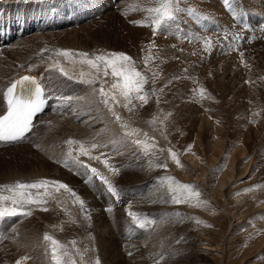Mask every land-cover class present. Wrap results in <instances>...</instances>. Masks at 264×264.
<instances>
[{
	"label": "rangeland",
	"instance_id": "obj_1",
	"mask_svg": "<svg viewBox=\"0 0 264 264\" xmlns=\"http://www.w3.org/2000/svg\"><path fill=\"white\" fill-rule=\"evenodd\" d=\"M256 1L264 0H229L231 7L225 6L244 7L250 15L256 11L263 13L264 8ZM12 2L21 4L19 0ZM53 2L50 0L52 5L47 4V10H43L44 17L55 14L59 28L27 33L6 47L11 49L7 55L32 51L31 55L40 59L51 56L62 62V56L57 55L59 49L86 52L89 58L122 52L131 56L136 68L148 77L144 86L148 102L143 104L134 98L125 108L122 100L121 117L127 127L119 131L114 117L105 113L106 105L98 92L113 78L108 76L106 84H100L99 81H105L101 74L103 81L89 84L57 74L65 87H80V93L70 88L72 94L66 95L63 84H53L58 92L51 88V97L60 112L55 109L43 117L35 136L26 143L0 150V186L43 179L61 181L85 201V207L81 209L68 192H55L50 186L49 195L43 197L46 204L24 205V211L31 215L0 220V264H55L51 242L45 241V234L64 246V264H71L72 260L76 264H95L97 258L100 264H264V36L259 33L264 22L255 23L252 34L249 30L243 35V29L215 27V23L220 24L215 14L210 19L209 10L204 11L203 4L212 2L213 12L217 13L223 9L224 0H180L179 8L183 11L177 19L154 33L152 17L146 9L157 7V0H95L90 9L74 4L71 8L59 7L64 11L55 9ZM32 6V2L28 3L27 11ZM13 8L11 5V17L21 18ZM63 21L68 26H63ZM39 25L43 27L42 23ZM142 27L145 32H140L137 44L135 32ZM226 28L237 30V36ZM46 33L52 38H43L40 46L28 45L34 39L31 35ZM149 55L154 59L145 66L144 58ZM81 59L76 55L72 61ZM51 77L54 74L49 71L48 79ZM201 88L206 90L203 99L199 95ZM83 96L89 101L82 103ZM76 129L94 137L98 147L91 149L90 154L100 156L101 160L81 156L75 145L71 146L75 148H71L72 157L78 156L84 165L106 175L119 192L118 200L98 178L86 182L87 168L67 161V141ZM133 129L136 134L129 135L128 130ZM136 140L150 146L148 154ZM189 146L191 151L187 153ZM168 149L177 153L182 167L170 158ZM59 158H64L62 164L55 162ZM104 159L120 169L119 174L112 175L101 162ZM162 164L167 167H161ZM225 175L228 180L221 178ZM168 177L193 185L202 194L198 200L207 203L197 206L196 198L174 203ZM29 191L35 195L38 190ZM0 194L10 195L5 188H0ZM66 204L70 206L67 209ZM44 207L48 211H42ZM129 210L139 214L143 227L128 216ZM197 244L206 248L208 257L193 250Z\"/></svg>",
	"mask_w": 264,
	"mask_h": 264
},
{
	"label": "snow or ice",
	"instance_id": "obj_2",
	"mask_svg": "<svg viewBox=\"0 0 264 264\" xmlns=\"http://www.w3.org/2000/svg\"><path fill=\"white\" fill-rule=\"evenodd\" d=\"M157 3V7L146 9V11L149 12L150 16L152 17L151 26L154 33L159 32L161 28L167 26L169 22L175 21L177 19L178 13L183 11V9L179 8L180 0H157ZM225 3L229 4V0H225ZM229 7H231L230 4ZM190 12L193 15L196 14L195 10H190ZM203 19H208V17H203ZM133 23L137 22L134 21ZM141 26L145 25L141 24ZM151 47L152 46L150 45L149 50H151ZM57 55L73 61L76 55L80 56L82 58L80 62L89 65L95 70L96 73L92 79L87 81L89 84L95 83L96 80L100 79L101 74L105 78V82L108 76L113 77L114 82L111 84L109 89L106 90L103 86L98 89L99 95L103 98L102 103L105 105L110 106V102L114 104L120 103V100L117 98V96L122 97L125 101L123 105L124 107L131 105L134 98L141 101L143 104L148 102V95L146 92H144V86L148 83V77L142 71L136 68L135 61L131 56H128L122 52H112L108 54L96 55L94 58H89V54L86 52L74 53L71 50H59ZM240 56L243 57L242 52L240 53ZM152 59H154V57L151 55L145 57L143 61L145 66H147L149 61ZM56 67L62 74L67 75V72L64 71V68L59 65V63L56 64ZM245 67H248V65L245 64ZM153 75L155 76V74ZM21 82L35 83V80L33 77L25 76L22 78ZM9 91H11V89ZM40 91L41 90L37 86V96ZM205 92L206 90L203 88L199 90L201 99L205 98ZM40 103L41 102L39 99L9 101L7 114L0 116V141H17L22 139L25 134L31 130L33 116L41 110ZM110 110L113 111V115H115L116 119L119 120L120 116L115 113L111 106ZM129 110L131 111V109ZM124 127H127V125H124ZM128 134L134 135L136 133L133 131ZM67 143L70 148L68 155L75 163L80 164L81 166L88 169L89 175L86 182L92 183L93 178H98L100 183L106 187L108 193L116 197L118 200L119 192L112 181L97 168L91 167L90 165H84L78 156L72 157L71 146L73 144H79L78 151L80 155L87 156L89 159H95L99 161L101 160V157L92 156L90 154V150L86 148L82 142L69 139ZM135 143L142 144L145 154H148V149L150 146L147 143L140 140H136ZM97 147L98 145L96 144L91 145L92 149ZM161 151L163 150L161 149ZM185 151L190 152L191 146H189V148ZM168 153L170 158L176 163L177 166H183L175 151L168 149ZM101 162L113 175L119 174L120 169L112 167L107 159H104ZM160 166L166 168L167 164H162ZM167 179L171 182L169 184V190L173 193L172 200L174 203H186L194 198L197 199V206H199L200 203H207V201L198 200L201 193L199 191H195L193 185L178 183L175 181L174 177H168ZM50 186L54 188L55 192H60L61 190L68 192L72 197H74V202L79 203L81 209H84L85 201L79 195H77V193L72 190L69 185L61 181H49L43 179L33 183L17 182L14 186H0V188H5L10 193V195L7 196L0 194V220L4 219L5 217L17 215H31L30 211H24V205L46 204L47 200L43 199V197L49 195L48 188ZM30 189H36L38 191L35 195H33V193L29 191ZM41 189L44 191L40 192L39 190ZM249 190L251 191L252 189ZM6 202H10V204L6 205ZM41 210L48 211L46 207L42 208ZM128 216L131 217L132 220L139 226H144V221L141 219L139 214L129 210ZM85 218L90 219V216L86 215ZM44 239L45 241L51 242V256L55 264H64L63 256L67 255L66 252L61 253V249L64 246L61 245L58 240L54 239L48 234H45ZM72 243L75 244V241ZM23 259L26 260L28 257H24ZM17 264H22V262L17 261ZM71 264H76L75 260H72ZM95 264H100L98 258Z\"/></svg>",
	"mask_w": 264,
	"mask_h": 264
},
{
	"label": "bare ground",
	"instance_id": "obj_3",
	"mask_svg": "<svg viewBox=\"0 0 264 264\" xmlns=\"http://www.w3.org/2000/svg\"><path fill=\"white\" fill-rule=\"evenodd\" d=\"M11 1V2H10ZM17 1V0H16ZM19 1H21L20 3V5L19 4H16V3H13L12 2V0H0V20L1 21H4L5 20V22H7V21H9V22H11L10 24H9V27L8 26H5V29H6V31L7 32H11L10 33V36H8V38L7 37H5V38H2V41L4 42V43H2V44H0V47H2V46H4V48L3 49H0V86H4L3 87V89H2V93H1V98H0V109L2 110V111H0V116L4 113V107H3V104H1L2 103V99H3V91H4V89L9 85V84H11L15 79H17L19 76H21V75H24V74H31V75H34V76H41V77H43V75H45V74H49V71H51V72H53V74H54V78H49L48 79V82H50V83H47L48 84V87H49V89L50 90H55V91H57V87L55 88V86L53 85V84H58V82L60 83V84H63V87L65 88V93H66V95H67V93H71L72 92V89H74V90H76L78 93H80V90H81V88L79 87V88H76V87H74V88H72V86L71 87H65L64 86V83H63V81H59L58 79H57V74L58 73H60V74H62L60 71H59V69L56 67V64L57 63H59V65H61L63 68H64V71L65 72H67V76H69V77H71V78H77V79H81L82 81H86V83H88L87 81L89 80V79H92L93 77H94V75H93V72H95V70L94 69H92L89 65H87V64H84V63H81L80 61H76V62H73L72 60H69V59H67V58H63L62 57V60H64V61H62V62H60V61H58V60H55L53 57H47V56H45V57H43V56H41V57H43L42 59H40L39 57H35V55L34 56H32L31 54H32V51L31 52H25V53H22V54H20V53H14V55L12 54V55H7V53H11V49H9V50H7V46L8 45H10V44H12V43H14L15 41H17V40H19V39H22V38H24L25 36H26V34L27 33H29V32H43V31H45V30H49V29H54V28H56L57 27V22L56 21H54V23H55V25H56V27H52V26H50L51 25V19L50 18H45L44 16V11L43 10H47V4H50V6L52 5L51 3H50V0H28V2L27 3H24V2H22V1H25V0H19ZM54 2H53V5H54V8L56 9V8H59V7H63V8H69L72 4H74V6L75 7H77V6H82L83 8H85V9H90V8H92V3L95 1V0H53ZM260 1V0H259ZM32 2V7H30V8H28V11H27V5H28V3H31ZM98 2H100V0H98ZM198 2V1H197ZM207 2H208V0H207ZM224 2H225V0H224ZM241 3V2H240ZM243 3L244 2H242V5H243ZM256 3L258 4V5H260V7L262 6L263 8H264V1H261V2H257L256 1ZM146 4V3H145ZM198 4V3H197ZM11 5H13V9H14V11H16L18 14H20L22 17L21 18H14V17H11ZM199 5H200V3H199ZM198 5V6H199ZM202 5V4H201ZM204 5V11H206V10H209V12H208V16L209 17H211L210 19H212V15L213 14H215V19H216V21L219 23L220 22V24H217V23H215V19L214 20H212V21H214V23H215V27H227V28H230V29H232L233 30V28H238V29H243L244 30V32H243V35H244V33L246 34V33H249V31H246L243 27H241V26H239V25H236L233 21H232V19H231V17H230V14L229 13H227L226 12V10L224 9L225 8V6H224V4L222 5L223 6V9H220L221 10V14H219V11L217 12V13H215V12H213V10H215L214 9V6H213V3L212 2H210L209 4H203ZM229 5V4H228ZM239 5H241V4H238V6ZM196 6V5H195ZM221 6V5H220ZM221 6V7H222ZM202 7V6H201ZM200 7V8H201ZM240 7V6H239ZM241 7H243V6H241ZM247 7H249V8H252L251 6H249V5H247ZM71 8V7H70ZM235 8H237V6L235 7ZM244 8V7H243ZM54 9V10H55ZM202 9V8H201ZM217 9V8H216ZM247 9V8H246ZM256 9L257 8H254V11H256ZM59 10H61V11H64L63 9H61V8H59ZM203 10V9H202ZM249 10V9H248ZM71 12H72V10H70ZM53 12V10L51 11V13ZM58 13H59V11H57ZM252 12V11H251ZM50 13V14H51ZM258 13H260V14H258ZM258 13H257V11H256V13H254L253 12V14H251L250 15V17H251V19H250V22H251V25L253 26V28H254V21H257V20H259L260 19V23H262V22H264V19H262L261 20V18H264V12L263 13H261V12H259L258 11ZM49 14V15H50ZM60 14V13H59ZM242 14H244V11L242 10ZM26 15H29L30 16V18L28 19V18H26L25 16ZM46 16H48V15H46ZM51 16H53V19L54 20H56L55 19V14H53L52 13V15ZM90 16H91V14H90ZM233 16V15H232ZM19 17V16H18ZM64 17V16H63ZM62 17V18H63ZM66 17V16H65ZM67 18V17H66ZM42 20V21H41ZM77 21H78V15H77ZM66 22L67 21H63L62 22V25L64 26V25H66ZM258 22V23H259ZM29 23H31V24H29ZM39 23H42L43 24V27H41L40 25H39ZM259 23V24H260ZM143 24V23H142ZM2 26V25H1ZM0 26V27H1ZM262 26V25H261ZM32 27H34V29L32 28ZM58 28V27H57ZM143 28V27H142ZM226 28V29H227ZM260 28V27H259ZM100 30H102V29H100ZM138 30V29H137ZM232 30H229V29H227L226 31H229V33H230V31L231 32H233V33H235V35L237 36V30L234 32V31H232ZM254 30H255V28H254ZM259 30V29H258ZM46 32H49V31H46ZM129 32V31H128ZM138 32V33H137ZM137 32H135V38H134V40H135V42L137 41V44H139V40H140V37H138V35L140 34V32H145V28H143L142 30H138ZM76 34H77V32H75ZM226 33H228V32H226ZM233 33H231V34H233ZM240 33V32H239ZM238 33V34H239ZM255 33V32H254ZM259 33H260V35L262 36H264V28H262L261 30H259ZM132 34V33H131ZM130 34V35H131ZM251 34H252V31H251ZM250 34V35H251ZM256 34V33H255ZM247 35H249V34H247ZM47 36H50V34H48V33H46V34H42V35H31V37L32 38H34L33 39V41L31 42V43H29L28 45H35V44H38L39 46L42 44V39L43 38H45V37H47ZM132 36V35H131ZM130 36V37H131ZM232 35H230V37H231ZM252 36V35H251ZM253 36H255V35H253ZM258 36H259V34H258ZM51 37V36H50ZM75 38H77L78 36L77 35H75L74 36ZM234 37V36H233ZM241 37V36H240ZM248 36H246V38H247ZM257 37V36H256ZM52 38V37H51ZM62 38V37H61ZM64 38V37H63ZM62 38V39H63ZM239 38V37H238ZM262 38V37H261ZM50 39V38H49ZM130 39H132V38H130ZM224 39V38H223ZM263 39V38H262ZM64 40H65V38H64ZM220 40H222L221 38H220ZM226 40V39H225ZM228 40H230V42H231V38H229ZM228 40H227V42H228ZM29 41H31V39L29 40ZM234 40H232V44L234 43V42H236V41H234ZM263 41V40H262ZM222 42V41H221ZM225 42V41H224ZM223 42V43H224ZM226 42V43H227ZM230 42H229V45H231L230 44ZM56 43V42H55ZM238 43V42H237ZM236 43V44H237ZM242 43V42H241ZM235 44V43H234ZM229 45H227V46H229ZM243 45V44H242ZM43 46V45H42ZM236 46V45H235ZM232 47H234V46H232ZM6 48V50L7 51H3L4 49ZM39 48V47H38ZM42 48V47H41ZM54 48H56V47H54ZM54 48H52V50L54 49ZM104 48H107V45L106 46H104ZM137 48H138V45H137ZM12 49H14V48H12ZM45 50H46V48H44ZM59 49V48H58ZM108 49H111V48H108ZM24 50V49H23ZM33 50V49H32ZM39 50V49H38ZM60 50V49H59ZM115 51H123L122 49H114ZM15 51H17V50H15ZM19 51V50H18ZM42 51V50H41ZM48 51H50V49L48 50ZM54 51V50H53ZM52 52V51H51ZM13 53V52H12ZM76 53V52H75ZM78 53V52H77ZM102 54H107V53H102ZM102 54H100V55H102ZM32 56V57H30V59H28V57L29 56ZM54 55V54H53ZM55 55H56V53H55ZM2 56V57H1ZM55 57V56H54ZM33 58H35V59H33ZM56 58H60V57H56ZM32 59H33V61H32ZM33 73V74H32ZM82 73H83V75H82ZM96 74V73H95ZM59 76V75H58ZM102 77V76H101ZM111 77V76H110ZM59 78V77H58ZM111 78H113V77H111ZM107 79V81H108V78H106ZM100 80H102V79H100ZM103 80H105V78H103ZM102 80V81H103ZM110 80H112V79H110ZM98 81H99V79H98ZM113 82H114V80H112ZM112 81H109V82H111L112 83ZM100 82V84L101 83H103V84H106V83H104L105 81H103V82H101V81H99ZM98 82V83H99ZM109 82H108V84H109ZM85 83V82H84ZM111 83H110V85H111ZM52 84V85H51ZM97 84V83H96ZM100 84H99V86H100ZM102 84V85H103ZM107 84V86L109 87L110 85H108ZM51 85V86H50ZM98 85V84H97ZM91 86V85H90ZM98 86V87H99ZM103 86H105V85H103ZM107 86H105V87H107ZM106 88V89H109V88ZM52 88V89H51ZM70 88H72L71 89V91H70ZM97 92V91H96ZM60 93H63L62 91L60 92ZM95 93V92H94ZM72 94V93H71ZM89 94H90V92H89ZM95 96V95H94ZM117 98L120 100V103H118V104H114V103H112V102H110V106H111V108H113L114 109V111H115V113L117 114V115H119L120 116V119L119 120H117L116 119V116L115 115H113V111L112 110H110V106L109 105H106V107H104V108H106V112L105 113H107V114H110L111 116H113L114 117V119H115V121H116V123H117V129L120 131V130H124V125H123V119H122V113H121V105L123 104L124 105V103H122L121 104V102H122V97H119V96H117ZM78 99H79V97H78ZM80 99H82L81 100V102L83 103L84 102V100L85 101H89V99L87 98V97H85L84 98V96L82 97V98H80ZM102 99V98H101ZM101 99H100V101H101ZM53 106V103H52V105H51V107ZM126 108V107H125ZM51 109V108H50ZM65 110V109H64ZM129 110V109H128ZM100 111V110H99ZM105 111V110H104ZM123 112V111H122ZM47 113V112H46ZM45 113V114H46ZM101 113V112H100ZM104 113V114H105ZM126 113V112H125ZM44 114V115H45ZM104 114H102V115H104ZM107 114H105V116L107 115ZM102 115H100V118L102 117ZM104 116V117H105ZM109 116V115H108ZM111 116H109L110 117V119L109 118H106L107 119V121H108V119L109 120H111L112 118H111ZM122 116V117H121ZM44 117V116H43ZM42 117V118H43ZM45 118V117H44ZM99 118V117H98ZM57 120V119H56ZM104 120V119H103ZM114 121V120H113ZM113 121H110L111 123L113 122ZM114 121V122H115ZM97 124V123H96ZM103 125V124H102ZM76 127H77V125H75ZM81 125H79V127H80ZM71 127V126H70ZM78 127V128H79ZM84 127V126H83ZM73 128H74V126H73ZM72 128V129H73ZM81 129V128H80ZM80 129H78V131H77V129H76V131L74 130V133L72 134V138H71V140H75V141H79V142H82L84 145H85V147L86 148H88L89 150H91L92 148H91V145L92 144H96L97 142L94 140V137L93 136H88L87 134H82V133H79L81 130ZM129 129H130V127H129ZM80 130V131H79ZM91 130H93V129H91ZM126 130H127V128H126ZM129 131V133H130V131H132V130H128ZM128 131H126V132H128ZM133 131H135L134 129H133ZM73 132V131H72ZM82 132V131H81ZM92 132V131H91ZM30 137L28 136V137H26L25 138V140L27 139H29ZM27 142V141H26ZM25 142V143H26ZM19 143H21V142H19ZM24 144V143H23ZM14 145H20V144H18V143H15V144H12V145H8V144H3V143H0V150H5L6 148H11V147H13ZM22 145V144H21ZM20 145V146H21ZM73 145H75L76 146V150H77V152H79L78 151V149H79V144H73ZM24 146V145H23ZM22 146V147H23ZM17 147V146H16ZM22 147H20V148H22ZM13 148H15V147H13ZM13 148H12V150H13ZM19 148V147H18ZM71 148H74V147H71ZM75 149V148H74ZM74 149H72V152L74 151ZM8 150V149H7ZM41 150V149H40ZM14 152V151H13ZM188 153V152H187ZM42 154V153H41ZM186 155V154H185ZM191 155V154H190ZM44 156V155H43ZM195 156H197V155H195ZM185 158V157H184ZM198 158V157H197ZM184 160V159H183ZM188 160V159H187ZM218 161V160H217ZM196 162V161H195ZM205 163V162H204ZM212 164V163H211ZM129 166V165H128ZM215 166V165H214ZM232 166V165H231ZM210 167V166H209ZM218 167V166H217ZM205 168V167H204ZM232 168V167H231ZM209 169V168H208ZM210 170V169H209ZM194 171V170H193ZM198 171V170H197ZM214 171V170H213ZM235 171V170H234ZM186 172V171H185ZM200 172V171H199ZM212 172V171H211ZM192 173V172H191ZM190 173V174H191ZM199 174V173H198ZM228 174V173H227ZM232 174V173H231ZM113 175V174H112ZM223 175V174H222ZM121 176V175H120ZM214 176V175H213ZM223 177H227V175H225V176H221V178H223ZM113 178V177H112ZM148 178V177H147ZM227 178H229V177H227ZM226 178V179H227ZM72 179V178H71ZM224 179V178H223ZM210 180V179H209ZM225 180V179H224ZM224 180H223V182H224ZM228 180V179H227ZM227 180H226V182H227ZM230 180V179H229ZM140 181V180H139ZM209 182V181H208ZM212 182V181H211ZM230 182V181H229ZM218 183V182H217ZM229 184V183H228ZM128 185V184H127ZM198 185V184H197ZM219 185V184H218ZM217 187V186H216ZM215 188V187H214ZM53 194H55V193H53ZM202 195V194H201ZM57 196V195H56ZM61 196V195H60ZM210 197V196H209ZM59 198V197H58ZM51 199H53L52 198V196H51ZM89 200H90V198H89ZM66 201V200H65ZM134 203V202H133ZM76 204V203H75ZM92 204V203H91ZM93 204H94V202H93ZM92 204V205H93ZM99 204V203H98ZM137 204V203H136ZM67 206L66 207H64V208H66L67 209V207H70L69 205H71V203L68 205V204H66ZM95 205V204H94ZM100 205V204H99ZM65 206V205H64ZM74 206H76V205H74ZM77 207V206H76ZM105 207V206H104ZM62 208V207H61ZM64 208H62L63 210H64ZM101 208H102V206H101ZM143 208V207H142ZM69 209V208H68ZM72 209V208H71ZM99 209V208H98ZM61 210V209H60ZM81 210V209H80ZM50 211V210H49ZM65 211V210H64ZM67 211V210H66ZM75 211H76V209H75ZM79 211V210H78ZM55 212V211H54ZM71 212H73V210L71 211ZM61 213V212H60ZM65 213V212H64ZM80 213V212H79ZM82 213V212H81ZM55 214V213H54ZM53 214V215H54ZM59 214V213H58ZM83 214V213H82ZM101 214V213H100ZM105 214V213H104ZM117 214V213H116ZM48 215V214H47ZM52 215V216H53ZM49 216V215H48ZM60 216V215H59ZM99 216H101V215H99ZM118 216H119V214H118ZM58 217V216H57ZM104 217V216H103ZM58 219V218H57ZM8 220H6V222H7ZM5 222V223H6ZM52 223V222H51ZM54 223V222H53ZM110 224V223H109ZM57 225V224H56ZM111 227V226H110ZM56 228V227H55ZM193 250L198 254V255H200V256H205V257H208L207 255H206V253H207V251H206V248L204 247V246H201V245H194V248H193ZM86 262V261H85ZM208 263V262H207ZM199 264H206V262H204V263H199Z\"/></svg>",
	"mask_w": 264,
	"mask_h": 264
}]
</instances>
